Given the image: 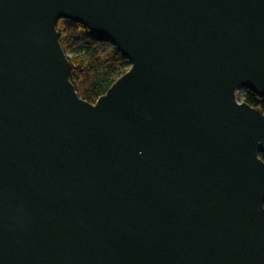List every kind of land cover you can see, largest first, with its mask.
<instances>
[{
  "label": "water",
  "instance_id": "1",
  "mask_svg": "<svg viewBox=\"0 0 264 264\" xmlns=\"http://www.w3.org/2000/svg\"><path fill=\"white\" fill-rule=\"evenodd\" d=\"M129 60L78 96L56 23ZM264 0H0V264H264Z\"/></svg>",
  "mask_w": 264,
  "mask_h": 264
},
{
  "label": "trees",
  "instance_id": "2",
  "mask_svg": "<svg viewBox=\"0 0 264 264\" xmlns=\"http://www.w3.org/2000/svg\"><path fill=\"white\" fill-rule=\"evenodd\" d=\"M58 40L70 62L69 79L78 96L94 102L129 67L127 57L112 42L69 18L56 23ZM242 100L264 111V94L245 89ZM259 157L264 160V153Z\"/></svg>",
  "mask_w": 264,
  "mask_h": 264
},
{
  "label": "rangeland",
  "instance_id": "3",
  "mask_svg": "<svg viewBox=\"0 0 264 264\" xmlns=\"http://www.w3.org/2000/svg\"><path fill=\"white\" fill-rule=\"evenodd\" d=\"M244 90H245V88H243V87H238L237 89H236V98H237V100L239 101V100H242V93L244 92Z\"/></svg>",
  "mask_w": 264,
  "mask_h": 264
}]
</instances>
